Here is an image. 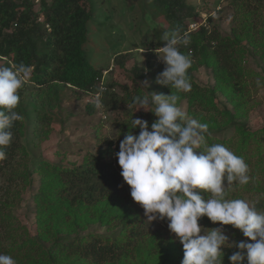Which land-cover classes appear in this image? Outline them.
Here are the masks:
<instances>
[{
    "label": "trees",
    "instance_id": "16d2710c",
    "mask_svg": "<svg viewBox=\"0 0 264 264\" xmlns=\"http://www.w3.org/2000/svg\"><path fill=\"white\" fill-rule=\"evenodd\" d=\"M34 2L0 0V67L19 63L32 66L31 82L35 85L34 90L28 91V84H25L19 92L16 111L23 120L15 122L12 143L4 149L7 159L0 161V254L11 256L16 264H181L183 246L171 236L175 235L172 232L166 235L168 220H162L165 227L153 231L147 229L144 210L132 199L130 186L120 175L122 169L115 155L125 134L129 131L139 133V128L131 129L132 119H143L150 127L157 117L148 111L134 118L131 106L136 105L132 97L144 96L142 90H131L114 80L105 82L104 72L113 73L115 66L109 70V61L98 67L94 61L99 46H105L101 55L113 50L121 58V64L134 53L125 54L119 49L121 39L108 46L106 39L110 32L103 29L107 33L106 44L94 42L96 47L91 46L92 24L97 15L88 10L84 0H41L39 9ZM230 3L233 25L223 34L217 27L211 29L204 24L195 31L190 30L185 20L197 13L185 0H150L152 12L145 19L151 25V14L154 17L163 15L170 22L165 32L179 29L191 38L190 44L180 46V50L192 60L188 70L192 90L178 92L158 84L157 76L165 64L155 65L150 58L143 67L136 65L130 77L132 81L144 80L150 74L147 73L148 65H155L150 74L153 89L158 88L159 93L165 95L172 92L179 96L178 101L187 100L189 114L208 125L205 134L208 146L222 144L248 165L249 183L238 185L233 182L227 189L226 198L245 200L248 194L255 195V200L251 197L253 206L264 212V181L257 176L256 168L250 169L252 157L249 155L251 145H255L256 151L252 155L260 157L254 163L264 162V127L250 126L249 82L245 78L248 71L244 65L247 52L264 64V0H230ZM40 16H43L41 20ZM212 18L210 16L208 20L211 22ZM118 33L123 37L122 29L118 28ZM165 43L161 39L157 45H152L153 50ZM201 66L211 68L214 83L203 86L197 80L195 71ZM119 86L123 94L117 89ZM101 87L106 89L103 95L105 107L97 110L93 97ZM220 94L226 101L217 102ZM80 101L82 104L77 106ZM67 103L77 109L73 112ZM123 106H128L122 112H130V117L119 123L116 135L112 137L105 133L101 115L109 108L117 113ZM54 110L62 115L61 131L66 133L70 121L79 117L89 120L81 126L77 139V146L82 147L80 153L84 149L90 151L82 162L79 161L81 164L67 163L68 153L63 149L56 153L54 161L43 159L35 149V142L25 144L21 140L27 119L35 117L42 127L48 126ZM86 127L88 131H85ZM41 131L38 136L45 138L50 129ZM88 139L94 144L92 149L91 145H86ZM64 142L69 144L66 139H61L60 143ZM259 172L264 174L262 169ZM235 185L240 190L233 192ZM28 190L31 197L25 199L24 193ZM200 194L205 199L210 195ZM22 203L27 210L25 216L35 217L34 233L19 220L18 207ZM198 223L206 230L220 227L218 222L214 224L207 217ZM91 224L109 231L115 229L117 233L92 231ZM223 230L232 244L248 240L231 225L223 226ZM223 251V264H230L228 257L238 249L231 247Z\"/></svg>",
    "mask_w": 264,
    "mask_h": 264
},
{
    "label": "clouds",
    "instance_id": "9594fccd",
    "mask_svg": "<svg viewBox=\"0 0 264 264\" xmlns=\"http://www.w3.org/2000/svg\"><path fill=\"white\" fill-rule=\"evenodd\" d=\"M161 39L166 43L155 51L165 68L156 82L190 92L192 60L180 50L190 44V36L177 29ZM32 73L33 67L24 63L0 67V161L7 159L4 149L12 143L15 122L23 120L16 111L19 92L31 82ZM105 91L101 87L94 94L97 110L105 107ZM150 93L133 96L132 102L136 111H151L157 119L150 127L143 119H132L131 129L139 128V133L125 134L115 153L132 199L143 208L148 222L168 220L169 230L183 246L181 264H223V249L231 247L238 251L228 257L230 264H264V212L243 199L226 198L233 182L249 183L248 165L222 144L208 146V125L186 118L177 106L178 95ZM200 192L210 195L205 199ZM203 217L220 227L204 229L198 223ZM226 225L239 229L248 240L230 243L223 230ZM0 264L16 261L0 254Z\"/></svg>",
    "mask_w": 264,
    "mask_h": 264
},
{
    "label": "rangeland",
    "instance_id": "374dc122",
    "mask_svg": "<svg viewBox=\"0 0 264 264\" xmlns=\"http://www.w3.org/2000/svg\"><path fill=\"white\" fill-rule=\"evenodd\" d=\"M41 0H35L34 4H36L37 8L39 9V4ZM187 6L194 7L195 12L197 13L194 16L187 17L185 22L188 24L190 30H197L199 26L204 24L205 26L210 27H217L220 32L223 34L228 33L231 30L233 25V15H232V8L230 0H185ZM84 3L88 7V10L93 12L97 15L96 19L93 20L92 24V37L93 43L92 47H96L94 42L98 45L106 44L104 38L107 35V41H109L108 46L111 43H114V40L121 39L122 44L119 46L120 50H122L125 54L127 52H132V56L125 57L124 63L121 64L119 60L120 57H117L113 50L106 51L105 54L101 55L102 50L104 51L105 46L101 47L99 50V54H96V66H101L108 64L110 62L109 70L114 67V72L105 71L104 72V81L105 82H113V80L121 85H127L131 90H135L137 88L141 89L144 95L151 96L150 92L159 93V89H153L152 80L150 77L151 71L154 70V67L158 63H163L162 60L159 58L157 52L153 50V46L157 45L165 31H167L170 27V22L163 16L154 17L152 16V25L148 20L145 19L147 14L152 12V6L150 4V0H84ZM131 4V5H129ZM94 7L91 9V6ZM163 14V13H161ZM212 16V21L210 22L208 19ZM40 20L43 16H40ZM104 24V25H103ZM113 28H112V27ZM112 28V29H111ZM118 28L122 29L123 37H119L120 33H118ZM105 30L107 33H104ZM95 39V40H94ZM119 40V41H121ZM246 42V41H245ZM150 44L149 47H146L144 44ZM154 43V44H152ZM153 45V46H152ZM116 47V46H115ZM163 47V46H161ZM249 47V46H248ZM252 49V47H249ZM150 58L153 60L155 65H148L147 73L149 72V76H147L144 80L143 79H136L134 81L131 80L132 69L136 67V65L143 67V64L146 60ZM246 62L244 65L248 71L247 78L249 85L248 89V98L250 100L247 102L248 108V117H250V126L252 128H261L264 127V64L263 61L255 57L254 55L247 52L246 54ZM263 64V65H262ZM147 66V65H146ZM211 68L206 66H201L198 70L195 71L197 80L203 86H207L215 82L214 78L212 77V70ZM259 81V83H258ZM35 85L34 82L28 83L27 90H34ZM120 89V86L117 87ZM27 91V92H28ZM120 94H123V89L119 90ZM221 101H226L224 95L220 94L217 98V102L221 103ZM69 103H67L68 105ZM81 101L77 104L80 106ZM129 103L128 106H130ZM231 108L233 106L229 104ZM128 106H123L117 113H114L112 108L105 110V112L101 115L103 117L102 125H104L105 133H108L110 136L114 137L116 135V129L119 128V123L124 122L127 118H129L128 112H122L127 109ZM177 106L181 108V110L185 113L186 118L189 119H196L194 116L190 115L188 112V102L187 100H181L177 102ZM132 113L135 116L134 118L138 117L140 113H147L144 109L137 110V106H131ZM222 107V106H221ZM70 110H76L77 107L73 108L68 105ZM53 116L51 124L48 126L41 125L40 121L36 120L35 117L31 119H27L26 121V130H24V134L22 135L21 140L26 144L28 141L35 142L36 146L35 149L37 153L43 158L48 159L50 161H54L57 157L56 153L61 149L67 151V163H77L81 164L79 161H83V157L86 153L90 152L89 150L84 149L82 153L80 150L82 149L81 146L78 145V137L81 133V126L86 121L83 117H76L78 119L72 120L68 123L69 130L68 133L65 131H61V120L62 115L59 111L54 110L51 114ZM99 116V115H98ZM142 116V115H141ZM34 119V120H33ZM31 122V123H29ZM35 122V123H34ZM42 129H50L49 134L45 138H41L39 133H41ZM85 131H88V127L85 128ZM89 131L91 132L92 129L90 128ZM61 139L67 140L68 143H60ZM86 145H91L90 149L93 148L94 144L89 139L86 142ZM197 152L199 149L196 150ZM256 151V146L251 145L249 149V155L252 157V166L250 169L256 168L257 176L260 180L264 181V174L260 173L259 171L262 169L264 171V162L258 163L257 165L254 163L260 156L259 155H252L253 152ZM60 159L63 156L59 157ZM264 158V157H263ZM235 190H240L236 187ZM231 189V188H230ZM242 189V188H241ZM243 191V189H242ZM25 199H29L31 197L29 190L24 193ZM255 200V195L248 194L245 197V201H247L250 205H253V200ZM26 208L24 203H22L18 207V214L19 220L21 223H26L29 229L34 233L33 223H35L34 215L31 218H27L25 216ZM147 229L153 231L157 230L161 227H165L163 225V221H152L148 222L147 220ZM163 225V226H162ZM92 231H103L105 234H114L117 233V230L109 231L106 228H101L97 224H91ZM166 235H170L171 231L167 226ZM174 234V233H173ZM176 242H180L179 239L174 235H171ZM251 242V241H250Z\"/></svg>",
    "mask_w": 264,
    "mask_h": 264
}]
</instances>
